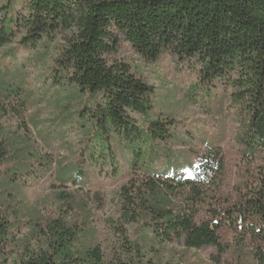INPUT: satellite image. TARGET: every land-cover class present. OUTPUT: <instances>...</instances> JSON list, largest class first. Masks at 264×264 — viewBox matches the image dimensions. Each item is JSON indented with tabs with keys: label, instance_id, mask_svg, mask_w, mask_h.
I'll return each instance as SVG.
<instances>
[{
	"label": "trees",
	"instance_id": "obj_1",
	"mask_svg": "<svg viewBox=\"0 0 264 264\" xmlns=\"http://www.w3.org/2000/svg\"><path fill=\"white\" fill-rule=\"evenodd\" d=\"M25 5L27 14L19 18L13 16L14 0L2 7L11 16L0 25V47L17 37L26 48L62 40L58 78L97 96L89 113L104 133L137 142L142 157L134 166L143 173L122 188L121 210L126 222H142L150 241L130 243L134 263L156 264L143 248H155L157 258L170 241L189 250L215 247L222 255V232L231 229L239 235L234 264H264V177L247 195L224 197L203 215L208 198L220 199L209 191L219 188L225 172L221 148L202 137V151L190 146L180 155L171 141L177 138L186 146L187 139L172 130L175 120L148 119L154 85L130 65L109 61L123 38L149 61L168 51L197 65L204 96L217 84L231 86L232 103L242 116L237 141L245 158L252 159L264 150V0H27ZM11 97L0 88L1 109ZM13 99L22 103L20 93ZM136 115L146 119L147 128ZM1 130L0 123V163L9 153ZM59 196L73 209L68 193ZM18 208L0 202V264L125 263L121 257L105 259L100 245L86 240L85 223L72 220L68 211L46 216L29 210L20 216ZM25 225L28 231L19 236ZM246 241L252 244L250 259Z\"/></svg>",
	"mask_w": 264,
	"mask_h": 264
},
{
	"label": "rangeland",
	"instance_id": "obj_2",
	"mask_svg": "<svg viewBox=\"0 0 264 264\" xmlns=\"http://www.w3.org/2000/svg\"><path fill=\"white\" fill-rule=\"evenodd\" d=\"M26 1L14 0L15 18L27 14ZM7 3L0 0V25L11 16L2 10ZM63 43L41 42L35 48H26L17 37L0 47V88L12 96L6 109L0 108L1 134L9 150L6 160L0 163V191H5L0 202L11 203L16 209L22 207L20 216L29 210L46 216L66 210L72 220L85 223L86 240L99 244L105 259L112 262L121 257L126 264H135L130 243L147 244L150 236L142 222H126L121 191L138 182L143 172L134 165L142 155L138 154L136 141L106 134L95 124L89 113L98 101L95 94L58 78L56 60ZM109 61L130 65L132 71L154 85V111L148 119L175 120L172 130L187 139L186 146L177 138L171 141L180 155L187 153L190 146L202 151V137L216 140L221 148L225 172L219 188L209 191L220 199L208 198L202 207L203 215L210 207H218L224 197L235 200L260 185L264 150L252 159L243 155L237 141L242 116L232 103L231 86L217 84L212 86L210 96H204L197 65L178 61L168 51L149 61L123 38ZM18 93L22 103L13 99ZM136 119L148 127L146 119L138 115ZM163 166L158 164V168ZM175 166L178 168L180 163ZM78 178L81 188L74 184ZM60 191L70 195L73 209L65 205L66 198L60 199ZM27 227L23 226L18 235L27 232ZM238 237L231 229L222 232L226 246L222 255L215 247L189 250L178 241L161 246L157 258L155 248L151 252L143 248V252L147 251L156 264H234ZM251 248V242L246 241L247 259Z\"/></svg>",
	"mask_w": 264,
	"mask_h": 264
}]
</instances>
